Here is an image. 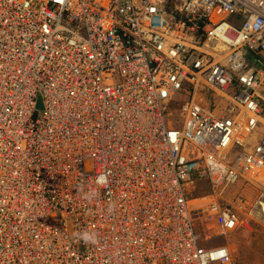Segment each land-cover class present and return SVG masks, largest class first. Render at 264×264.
I'll use <instances>...</instances> for the list:
<instances>
[{
  "label": "built area",
  "instance_id": "built-area-1",
  "mask_svg": "<svg viewBox=\"0 0 264 264\" xmlns=\"http://www.w3.org/2000/svg\"><path fill=\"white\" fill-rule=\"evenodd\" d=\"M261 203L264 0H0V264H233Z\"/></svg>",
  "mask_w": 264,
  "mask_h": 264
},
{
  "label": "rangeland",
  "instance_id": "rangeland-1",
  "mask_svg": "<svg viewBox=\"0 0 264 264\" xmlns=\"http://www.w3.org/2000/svg\"><path fill=\"white\" fill-rule=\"evenodd\" d=\"M230 22L239 25L237 19L233 17L229 19ZM190 98V94L184 92L178 95L173 102V109L177 118L181 115V107L183 103ZM262 128H259L255 133L256 140L257 135L261 134ZM211 187L207 182H198L196 184L195 194L202 195L209 193ZM240 191H243L245 195L254 201L256 200L255 192L251 187L245 185L244 182L238 183L231 187L228 191V197H234ZM197 220V228L201 234L202 245L211 247H220L228 245L232 250L233 264H264V203L257 204L254 207L252 219L250 225L253 230H250L247 226H241L229 233H223L222 228L216 219H204L199 214Z\"/></svg>",
  "mask_w": 264,
  "mask_h": 264
},
{
  "label": "water",
  "instance_id": "water-1",
  "mask_svg": "<svg viewBox=\"0 0 264 264\" xmlns=\"http://www.w3.org/2000/svg\"><path fill=\"white\" fill-rule=\"evenodd\" d=\"M38 108H39V109H43V108H44V105H43V100H42V98H41V97L39 98V102H38Z\"/></svg>",
  "mask_w": 264,
  "mask_h": 264
}]
</instances>
